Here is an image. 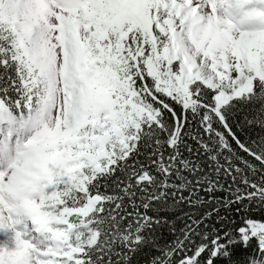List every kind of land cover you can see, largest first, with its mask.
<instances>
[{"label":"snow or ice","instance_id":"6c2138e0","mask_svg":"<svg viewBox=\"0 0 264 264\" xmlns=\"http://www.w3.org/2000/svg\"><path fill=\"white\" fill-rule=\"evenodd\" d=\"M0 264H264V0H0Z\"/></svg>","mask_w":264,"mask_h":264}]
</instances>
